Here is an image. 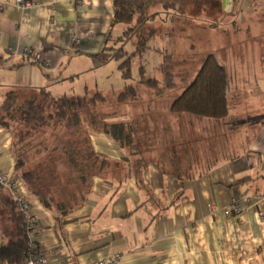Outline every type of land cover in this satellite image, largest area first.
I'll return each mask as SVG.
<instances>
[{"label":"crops","instance_id":"1","mask_svg":"<svg viewBox=\"0 0 264 264\" xmlns=\"http://www.w3.org/2000/svg\"><path fill=\"white\" fill-rule=\"evenodd\" d=\"M217 1L193 9L219 12L228 19L225 27L246 36L245 52L257 57H244L247 98L231 109L239 120L226 127L214 159L180 162L186 174L171 175L164 172L166 159L138 162L137 156L112 165V176H92L78 199L54 205L21 180L12 134L0 126V170L32 207L38 233L31 244L45 264H95L112 256L120 264H264V0ZM192 18L189 24L200 27ZM120 25L113 23L112 0H38L26 8L0 0V99L12 88H43L53 97L104 95L99 85L112 87L110 74L118 80L121 73L118 61L101 64L97 55L122 34ZM25 51L38 52L43 64ZM169 119L176 135L186 121L199 126L194 117ZM91 139L97 154L116 162L125 157L106 134ZM234 206L237 217L225 213ZM14 239L9 211L0 202V248Z\"/></svg>","mask_w":264,"mask_h":264},{"label":"rangeland","instance_id":"2","mask_svg":"<svg viewBox=\"0 0 264 264\" xmlns=\"http://www.w3.org/2000/svg\"><path fill=\"white\" fill-rule=\"evenodd\" d=\"M160 1H175L183 13L173 9L165 13L162 12L159 6L153 8V10H159L160 12L155 20L147 25L148 30L151 27L155 29V34L149 41L152 50H146L139 61L134 60L131 79L127 80V82L135 85L136 97L134 99H129L124 103L117 102L115 90H120L123 86L121 82L126 80L122 76L117 80L116 75L112 76L110 74L108 84H111L112 87L104 88L101 87L102 85L98 87V90H103L105 100L99 101L95 106L83 112L85 119L82 126H78V130H67L62 125H50L43 127L41 130L30 132L20 142L21 126L18 123L10 122L9 131L12 134L13 143L16 144L14 149L17 153L20 152L24 159L23 170L27 169L37 177L32 189L39 190L54 205L62 201L71 200L70 202H72L74 198L78 199L79 195L85 193L92 177L86 173L89 169L93 171L92 173H95L94 175L103 176L107 171V175L112 176V165L105 167V171H101L99 165L88 162L83 154L86 153L87 147H93L91 136L98 132L95 129L102 130L101 123L98 122L97 126H94L87 122L88 115H95L106 121H135V124L133 123V139L136 140L137 149L142 152L143 159H164L166 155H169L165 147H168L172 141L171 134L167 130L171 128L172 136H178L175 134L176 125L172 124L170 119L167 120V117L171 116L168 112V106L192 78L199 66V61L206 53L209 51L216 52L228 68L238 71L241 87L245 89L248 86L244 84L248 76L242 73V65H245L247 60V57L245 60L244 57L249 56L251 61L252 59L255 60L257 56L251 57L250 51L245 52L244 41L246 36L237 34L235 28L225 27L223 22L228 19L223 15H219V12L213 15L207 13L208 11L195 13L194 6L199 4L207 7L209 0ZM215 4V10H217L218 1ZM192 17H195V23L198 24L199 22L200 27L189 24V21L193 20ZM214 22L219 24L220 27L217 29L212 28ZM120 26L122 27V25ZM242 30L244 31L245 28ZM251 35L254 34L251 33ZM132 46L133 42H127L125 49L130 51ZM254 49L256 48L254 47ZM253 52L255 55L260 54V50H253ZM164 56L169 57V73L172 83L175 84L173 89L165 88L166 78L160 69ZM257 64H259L257 60L254 61L251 65L252 68L256 67ZM139 65L145 69L144 79L156 80L155 88L140 83ZM120 86L121 88H119ZM94 87L92 85V89ZM244 89H241V92ZM5 94L6 92L2 95L0 102L4 101ZM27 94V91L19 93L17 95L18 103L20 98H26ZM79 94L83 95L84 93ZM212 126V123L199 126L198 131L200 134L197 135V132L192 131V135L199 138V153L206 155L207 149L209 153H213L214 148L217 150V154L220 155L219 152L224 146L225 137L223 132L225 129L216 130ZM184 132H186V129ZM83 137L85 143L78 145V141ZM114 174L116 176L117 173ZM4 190L9 191L6 188ZM9 192L11 193V191Z\"/></svg>","mask_w":264,"mask_h":264},{"label":"trees","instance_id":"3","mask_svg":"<svg viewBox=\"0 0 264 264\" xmlns=\"http://www.w3.org/2000/svg\"><path fill=\"white\" fill-rule=\"evenodd\" d=\"M112 2L113 23L124 25V30L115 42L108 44L110 39L106 41L103 50L97 55V59L101 64L110 60L118 61V69L126 81L123 89L117 93L116 100L118 103H124L136 97L135 85L127 82V80L131 79L134 60L139 61L141 55L146 50H152L149 41L154 36L155 29L151 27L148 30L147 25L153 22L160 12L159 10H153V8L159 6L162 12L165 13H168L171 9L182 13L183 11L175 1L112 0ZM212 24V28H218L219 24L216 22ZM127 42H133L130 51L125 49ZM168 59L169 57H163L160 69L166 78L165 88L173 89L175 84L171 81ZM144 70L141 65L138 66L140 83L147 87L155 88L156 80L144 79ZM240 82L238 71L228 68L220 60L216 52L209 51L199 61V66L192 78L181 89L179 94L173 98L168 106V112L171 116L185 115L186 117L197 118L199 119V126L210 125L212 123V127L216 130L226 129V127L231 130L232 122L238 121L240 116L239 114H231V109L236 107V101L245 99L246 97L245 93L241 92V89H244V87H241L242 84ZM244 84L246 85L245 81ZM23 91H27L28 96L24 99L20 98V102L18 103L17 95ZM156 93L158 94V92ZM5 95L4 101L0 102V126L9 130L11 121L15 124H20V142L30 132L41 130L43 127L50 125H62L67 130H78V126H82V122L85 119L83 112L95 106L99 101L105 100V96L101 93L95 92L89 94L88 91L82 96L64 95L53 97L43 88H12ZM88 116L87 122L90 125L97 126L98 122L101 123L102 130H95L106 134L125 152V157L121 161L116 162L97 154L93 147H87L86 153L83 154L88 162L93 165H99V169L103 171L105 167L110 165L117 166L118 163H121V166H123L132 159L136 160L137 156L140 157L138 162L143 161V154L137 149L136 140L133 139V123L135 124V121L124 122L121 120L120 122H114L103 120L95 115ZM199 126L196 122L192 121L190 124L186 121V124L183 126L184 129L176 137L172 136L171 128L168 127L167 131L171 134L170 138L172 141L168 147H165L169 153L164 158L168 162V167H165L166 170H164L165 173L171 175L186 174L185 172L187 171L178 169L179 167H183L180 166V162L186 165L192 162H199L203 160V157L207 156L214 159L218 155L217 151H215L216 156L213 155L214 152L210 154L205 152L207 155L199 153V138L192 135V131L197 132V135L200 134L197 129ZM185 129L186 132H184ZM83 135L87 136L86 134ZM83 142L85 143L84 137L77 144L83 145ZM16 158V170H18L20 178L26 187L31 190L37 181V177L27 169L23 170L24 159L20 152H16ZM164 159L162 158V160ZM92 172L89 169L86 173L94 176L95 173ZM126 173V171L122 170L120 171V176L124 177ZM107 174L106 171L105 175L107 176ZM43 199L44 197H42ZM0 202L9 211V221L15 231L14 241L0 248L1 260L8 264H25L29 259L30 253L37 254L36 249L31 248V243L27 238L25 217L19 210L18 201L12 193L5 191L2 186H0ZM48 202L44 201L45 204ZM58 204L61 205L62 203Z\"/></svg>","mask_w":264,"mask_h":264},{"label":"built area","instance_id":"4","mask_svg":"<svg viewBox=\"0 0 264 264\" xmlns=\"http://www.w3.org/2000/svg\"><path fill=\"white\" fill-rule=\"evenodd\" d=\"M15 2L20 7L26 8L30 5L37 3L38 0H15ZM27 54L29 56L31 55V58L34 62L43 64L44 61L42 59V56L38 52L25 51L24 55H27ZM0 186L11 191L12 195L18 201L19 210L25 217L27 238L29 239L30 243H33L32 241L35 235L38 233V228L36 227V218L32 211V207L30 206L29 202L26 201L24 198H22L21 196H16L14 194L15 185L10 181L7 173L1 170H0ZM238 212L239 210L236 206H234L232 209L230 208V209L225 210V213L227 215L235 214V217L238 216L239 214ZM31 248L34 249L35 247L31 244ZM119 262L120 261L118 260V256H112L107 259L99 260L95 264H120ZM45 263H46V260L41 254L30 253L29 259L27 260L25 264H45Z\"/></svg>","mask_w":264,"mask_h":264}]
</instances>
